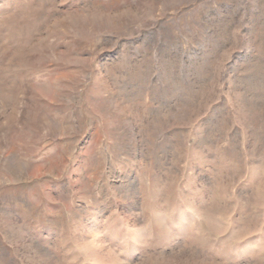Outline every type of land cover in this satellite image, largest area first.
Returning a JSON list of instances; mask_svg holds the SVG:
<instances>
[{
    "label": "rangeland",
    "instance_id": "374dc122",
    "mask_svg": "<svg viewBox=\"0 0 264 264\" xmlns=\"http://www.w3.org/2000/svg\"><path fill=\"white\" fill-rule=\"evenodd\" d=\"M0 264H264V0H0Z\"/></svg>",
    "mask_w": 264,
    "mask_h": 264
}]
</instances>
